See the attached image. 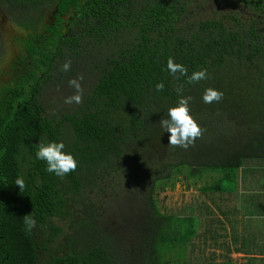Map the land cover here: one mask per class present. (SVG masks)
I'll return each instance as SVG.
<instances>
[{"label":"trees","instance_id":"1","mask_svg":"<svg viewBox=\"0 0 264 264\" xmlns=\"http://www.w3.org/2000/svg\"><path fill=\"white\" fill-rule=\"evenodd\" d=\"M0 8L31 29L18 39L19 60L9 53L0 65V264H215L211 257L231 246L206 201L224 213V195L240 182L250 181L249 216L264 228V191H255L264 181L256 171L264 165V0H0ZM51 10L64 17L45 26L44 38L37 23ZM170 57L189 76L206 69L209 78L173 76ZM80 76L82 103L66 104L75 92L68 81ZM209 87L223 92L220 102L204 103ZM181 96L192 97L190 113L204 129L187 150L169 145L159 123ZM49 142L65 144L75 171H46L36 152ZM180 175L207 194L162 210L154 193ZM127 191L142 210L124 237L106 212ZM25 215L36 221L30 232ZM244 233L232 230L234 250L264 264V244L255 257Z\"/></svg>","mask_w":264,"mask_h":264},{"label":"clouds","instance_id":"2","mask_svg":"<svg viewBox=\"0 0 264 264\" xmlns=\"http://www.w3.org/2000/svg\"><path fill=\"white\" fill-rule=\"evenodd\" d=\"M19 52L14 53V58L19 55ZM70 65L71 61H66L63 65L62 71H69ZM167 70L173 76H176L177 73L181 76H186L188 84H196L209 78L206 69L195 71L189 76L187 68L182 63L174 62L171 57L167 61ZM82 80L83 76L69 79L68 84L75 89V92L73 95L65 98L66 104L82 103L84 91L81 85ZM163 89V82L156 85L157 91H162ZM177 91H182V86L181 88H178ZM222 98L223 92L211 87L205 90L202 97L206 104H212L214 102L218 103ZM191 100V96H181L178 104L168 109V118H162L159 121L163 132L167 131L170 134L168 144L172 147H181L187 150L190 146H194L195 141L198 138L203 136L204 129H202L190 113L189 103ZM64 149L65 144L63 142L42 143L39 145L38 151L36 152V158L46 162V171L54 173L56 176L62 178L75 171L78 167V162L75 157L71 153H66ZM14 184L19 186L20 191H23L26 187L23 177H17ZM23 222L24 230L26 232H30L36 227V221L31 215H25Z\"/></svg>","mask_w":264,"mask_h":264},{"label":"rangeland","instance_id":"3","mask_svg":"<svg viewBox=\"0 0 264 264\" xmlns=\"http://www.w3.org/2000/svg\"><path fill=\"white\" fill-rule=\"evenodd\" d=\"M213 8L214 6H209L204 11L213 12L214 11L212 10ZM208 9L210 11H208ZM0 14H1L0 19H2L3 17V22H1L0 24V29L3 31V48L6 51L4 52L3 50V52H0V65H2L3 63L4 65H7V62L5 61V59H8L10 57L9 53H11V58H13L15 56L14 53L19 52V50L17 48V45L15 46V48H12L10 45L8 46L9 38L5 36L4 31L10 30L16 33V30H17V34L19 36L24 35L25 32L24 30L16 27V25L8 19L10 18L8 11L7 12H5L4 10L2 11V9L0 8ZM43 17H44L43 20H48L47 15ZM3 56H4V59H3ZM74 62H75L74 59L73 60L71 59V63H74ZM2 82H3V79L0 78V85ZM55 89L56 88L50 89L49 97L53 98L54 102H56L57 104L59 100L55 99V94H56ZM57 107H60V103L57 104ZM257 167L259 168L256 171L264 174V165L259 164ZM247 183L250 184V181ZM223 184L228 185L229 182L225 181ZM259 184H263V186H255L256 187L255 191L263 192L264 191V181L259 182ZM200 185H201L200 182L197 181V183L195 184L191 181L184 180V178L180 175L173 187L168 186L167 188H164V190L158 189V191H156L154 195L159 199L160 207L162 210L167 209V212L174 211V210H178L180 207L186 206L188 202L192 201L196 197L197 198L203 197V196L205 197L207 193L202 192V191L200 192L197 189V187ZM233 185L234 184H232V186ZM229 186L231 185L229 184ZM138 200L139 201L135 200L134 192L128 193L127 191L126 193L119 195L118 199L111 202L112 205L109 206V210L108 212H106L108 213L110 221H112L111 224L113 225L117 221L122 224V227H120L119 225H116V226L114 225L112 227V230L119 232V234H122L124 237L129 235L127 232V228L131 230V227L133 226V224L138 221L139 214H137V212L142 210V201L141 199H138ZM195 241H196L195 242L196 244L199 243V246L204 245L203 242L197 239ZM219 249L221 251V254L216 258L214 256L211 257V260L217 262L215 264H223L224 259H225L223 255L224 254L223 249L222 248H219ZM200 254H201V250L198 249L196 252V257L199 256ZM231 256L233 257V259ZM228 257L231 258V261H233V264H256L258 261V260L251 261L249 254H244V253H234Z\"/></svg>","mask_w":264,"mask_h":264},{"label":"crops","instance_id":"4","mask_svg":"<svg viewBox=\"0 0 264 264\" xmlns=\"http://www.w3.org/2000/svg\"><path fill=\"white\" fill-rule=\"evenodd\" d=\"M250 187H251L250 184L243 185L240 182V188L237 191H231L230 193H226L224 195V199H222L223 201L221 207V210H223L224 213H221L217 208L213 206L214 204L213 201L210 200L206 201V203L212 205V207L216 210L217 214H219V218L225 223V229L223 233L226 238V241H229L230 246L232 248V249L231 248L227 249V251H225L224 254H226L227 257L234 253H244L242 251L234 250V247L232 246V240H234L232 230H238L239 235L244 237H247L244 232H246V234L251 233V237L253 238L252 240L253 247L251 248L253 249V255L255 257L261 256L260 246L264 244V241L258 239V236L255 233V228L253 229V226L256 225L260 232H263L264 228L262 227V220H257V217L251 219L249 216L250 212H248V210L250 211L251 208L249 207H252L251 206L252 193L250 192ZM258 252H260V254H258ZM216 253L220 254L219 249L216 250ZM244 254H249V253H244ZM249 256H251V254H249Z\"/></svg>","mask_w":264,"mask_h":264},{"label":"flooded vegetation","instance_id":"5","mask_svg":"<svg viewBox=\"0 0 264 264\" xmlns=\"http://www.w3.org/2000/svg\"><path fill=\"white\" fill-rule=\"evenodd\" d=\"M0 16H1V14H0ZM47 16H48V20H43L41 23H37V31L44 38L47 36V34L45 33V28H46L45 26L49 25L51 27H54L53 24L55 22H57V20H59V18L64 17L63 14H59L56 10H51L49 13H47ZM1 22H3V17H2V19H0V24H1ZM16 27L24 30L25 34L22 36H19L17 34L16 29H15L16 33H14L13 31H10V30L4 31V32H5V36H7L9 38L8 39V46L10 45L12 48H15V46L17 45L18 50L21 51V48H20L21 41L19 43L18 39L20 38V40H22L23 37H26L29 34V31H31V29L25 30L22 27H19V26H16ZM0 49L3 52V31L1 29H0ZM14 60L18 61L19 58L17 57Z\"/></svg>","mask_w":264,"mask_h":264}]
</instances>
